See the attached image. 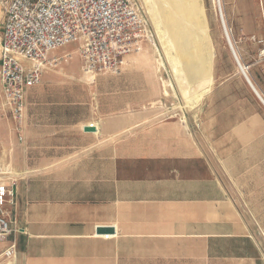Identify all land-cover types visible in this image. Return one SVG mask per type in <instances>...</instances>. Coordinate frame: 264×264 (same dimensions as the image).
<instances>
[{"label":"crops","instance_id":"crops-1","mask_svg":"<svg viewBox=\"0 0 264 264\" xmlns=\"http://www.w3.org/2000/svg\"><path fill=\"white\" fill-rule=\"evenodd\" d=\"M222 2L230 35L211 24L198 134L159 121L139 83L105 98L69 58L26 92L19 123L4 116L1 146L20 156L7 209L23 229L0 264H264V204L254 221L240 205L264 198V0Z\"/></svg>","mask_w":264,"mask_h":264},{"label":"built area","instance_id":"built-area-1","mask_svg":"<svg viewBox=\"0 0 264 264\" xmlns=\"http://www.w3.org/2000/svg\"><path fill=\"white\" fill-rule=\"evenodd\" d=\"M0 8V115L18 123L26 92L70 57L56 58L54 52L75 44L84 73L119 75L125 58L153 39L137 0H0ZM12 196L0 186V243H5L0 258L5 260L15 258L20 233L7 209L15 203Z\"/></svg>","mask_w":264,"mask_h":264},{"label":"rangeland","instance_id":"rangeland-1","mask_svg":"<svg viewBox=\"0 0 264 264\" xmlns=\"http://www.w3.org/2000/svg\"><path fill=\"white\" fill-rule=\"evenodd\" d=\"M137 1L149 19L153 39L151 42H144L139 52H135L125 58L123 69L119 75L101 73L94 76L84 73L82 61L78 55V48L75 44L59 49L52 55L56 58H62L67 54L70 55L67 64L72 67L73 71H79L80 77L78 79L80 78L82 82L90 83L97 79L98 76H101L103 78L101 84H103L106 90L105 98L107 99L114 97L110 93L116 91L113 90L116 83L121 86L120 90L124 89L121 82H125L127 85L133 82L139 83L141 85V98L143 101L146 99L155 101L152 106L153 111L156 109V115L159 121L167 118H175L187 123L190 131L198 134V124L201 120V101L212 84V36L214 28L211 24L221 23L216 1L196 0V19L193 20L181 17L183 10L179 11V9H186L184 0ZM159 11H164L161 13V19L158 15ZM1 12L0 8V36L2 33ZM224 17L226 18V13H224ZM162 19H164V23L168 26L170 25V29L173 28L171 22L177 20L178 24L175 29L178 26L181 27L183 24L193 31L199 39L198 52L195 53L188 50L180 38L176 39L165 34ZM221 28V33L224 34L223 26ZM226 28V35L228 37L230 30L227 25ZM59 67L58 65L55 69ZM125 70L126 72L131 70L132 74L126 75L124 73ZM118 93V98H128L127 95H123L121 92ZM4 119L5 117L0 115V121ZM1 131H4V129H1ZM1 144L0 140V186L3 185L9 191H12V198H15L20 180V172L16 170L17 166L20 165V156H14L12 150L5 151ZM219 173H221V178L227 186L226 189H229L228 172L227 174L223 171ZM248 201L252 205H247L246 199H244V202H240L241 210L244 211L247 218L252 220L254 216H251L252 214L248 209L253 210L255 209L254 207L260 208L264 204V198H248ZM256 213L264 218V207L256 211ZM15 225V228L19 230L23 229L18 223V220H16ZM253 227L254 229H258L256 225H253Z\"/></svg>","mask_w":264,"mask_h":264},{"label":"bare ground","instance_id":"bare-ground-1","mask_svg":"<svg viewBox=\"0 0 264 264\" xmlns=\"http://www.w3.org/2000/svg\"><path fill=\"white\" fill-rule=\"evenodd\" d=\"M195 1L196 0H184V4H185V8L186 9H179L180 10H183V15L181 17L183 18H188V19H196V8H195ZM216 1V5H217V11H218V15H219V18H220V21H221V24L222 26L224 25V34L225 36L227 37L226 35V31H227V28H226V24H225V17H224V10H223V3H222V0H215ZM155 7V6H154ZM161 10V9H160ZM176 10V9H175ZM177 11V10H176ZM164 12V11H163ZM163 12H160L158 13L160 19H161V16ZM166 13V12H165ZM169 16V15H168ZM172 17V16H171ZM170 17V18H171ZM168 19V17H167ZM159 20V18H158ZM175 20V19H174ZM162 22L164 25V33L173 37V38H180L181 39V42L184 43V45L186 46V48L192 52H195L197 53L198 52V47H199V39L198 37L194 34L193 31H191L189 28H187L186 26H184L183 24L181 25V27L178 26L177 29L176 26L178 24V21L175 20L173 22H171V26L173 28H169L170 25L168 26L166 23H164V19H162ZM169 23V22H168ZM161 24V22H160ZM226 28V29H225ZM175 29V30H174ZM174 30V31H173ZM228 34V32H227ZM229 36V35H228ZM108 237V236H107Z\"/></svg>","mask_w":264,"mask_h":264},{"label":"water","instance_id":"water-1","mask_svg":"<svg viewBox=\"0 0 264 264\" xmlns=\"http://www.w3.org/2000/svg\"><path fill=\"white\" fill-rule=\"evenodd\" d=\"M104 231H109V230H107V229H101V228L98 230L99 233L104 232Z\"/></svg>","mask_w":264,"mask_h":264}]
</instances>
